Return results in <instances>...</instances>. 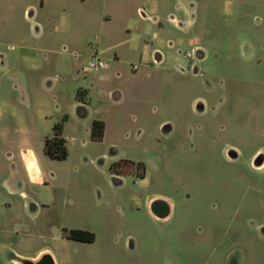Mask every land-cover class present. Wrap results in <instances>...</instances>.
Returning a JSON list of instances; mask_svg holds the SVG:
<instances>
[{"label":"rangeland","instance_id":"rangeland-1","mask_svg":"<svg viewBox=\"0 0 264 264\" xmlns=\"http://www.w3.org/2000/svg\"><path fill=\"white\" fill-rule=\"evenodd\" d=\"M154 1L140 0L133 13L106 21L112 0H0V113L12 125L41 109L60 123L58 108L75 90L120 84L86 68L85 58L77 77L63 53L73 38L83 34L90 59L108 66L115 50H102H129L139 34L145 45L153 36L174 44L161 46V66L137 54L127 59L131 72L154 73L142 84L158 94L145 100V115L132 108L102 142L71 123L76 141L67 142V160L43 165L38 194L46 206L35 221L22 208L0 206V230L21 232L0 235V264H8L1 242L9 240L30 256L47 249L42 257L54 264H264V0H188L195 22L183 32L173 20L181 2ZM140 9L158 23L142 20ZM150 25L165 31L148 32ZM64 26L80 34L65 35ZM107 33L115 37L105 41ZM40 74L49 79L41 82ZM93 98V107L103 102ZM121 161L143 163L144 182L130 164L128 173L112 175L111 165ZM153 196L173 204L168 220L148 212Z\"/></svg>","mask_w":264,"mask_h":264},{"label":"crops","instance_id":"crops-1","mask_svg":"<svg viewBox=\"0 0 264 264\" xmlns=\"http://www.w3.org/2000/svg\"><path fill=\"white\" fill-rule=\"evenodd\" d=\"M112 1V14L105 17L106 21L111 20L115 15L133 13V5L140 0ZM175 1H180L181 4L179 5V17L173 18L174 23L182 32L191 29L195 21L191 20L190 15L195 13V9H193L192 5L188 7V0ZM153 2L157 3V1L154 0ZM193 2L194 1H192V4ZM181 13H183V15ZM79 17L82 18V15H74L73 18L78 20ZM173 28H170V30ZM150 30L158 35L165 31V28L150 25L147 31L150 32ZM80 31L81 30L73 29L70 26H64L62 33L75 36L79 35ZM114 35L115 34L111 35L107 33L105 41H111L115 37ZM72 41L70 45L72 49H69L70 51L64 50L63 53L71 59L72 65L77 69V77L80 78L82 71L79 69V61L85 62L90 59L92 54L90 55L89 53L92 49L87 45L85 38H83V34L77 38H73ZM132 42L136 44L133 47L131 46L129 50L120 51L118 48L119 45H113L112 47L102 50L104 55H107V51L112 49L115 50L114 59L112 57L110 58L108 67L110 70H106L107 72L103 71V78L105 81L115 78L120 81L119 85L111 89L93 86L91 93L84 89H77L75 90L76 94L74 99H70L69 102L65 103L64 107L58 108V113L61 115V118L63 117L61 120L64 121L65 119L62 136L66 140V146L69 140L76 141V137L69 131L72 122L77 124L74 129L76 133L80 132L81 134H85L86 137H90L91 140L93 123L96 121L103 122L105 125L103 140H105L109 133L113 131V129H116L113 127L114 123L117 122L118 127L123 125V119L126 113L130 112L132 108L145 115V110L147 109V102L145 100L148 98H158L157 92L153 91L149 94L145 91V88L142 87V84L153 81L154 73L149 70L145 72L142 71L140 74L131 72L127 59L137 54L139 55V59L151 60L157 50L163 53L161 46H164V43L167 42H164L163 39H159L156 47L145 45L143 36L140 34L134 36L130 43ZM191 42H195V40L190 39V43ZM33 46V44L29 45L31 48H33ZM198 48L199 54L201 56L205 55L201 46H198ZM84 58L86 60H84ZM49 66H51V62H49L48 67ZM34 70L36 73H42L38 65H34ZM157 73L159 74V72ZM38 76L41 78V82H45L48 78L47 74H40ZM123 80L128 81L127 87L122 84ZM107 85L109 86V83ZM96 96L102 99L103 102L93 107V97ZM0 116V206H8L13 210L22 208L25 216H28L31 221H35L44 208L43 206H46L39 200L38 192L39 189L45 186L43 165L46 163V159H50L45 154V141L47 138L53 136V129L56 124L52 122V117H50L49 113L44 109H41L38 114L33 113L25 117L17 116L16 124L14 125L9 123V121H4V116L3 120L1 119L2 112ZM164 124L163 122L159 126L161 127ZM84 144H87V141H84ZM5 145L9 147L7 150H4ZM141 182H144V179L141 180ZM156 201H163L166 203V207H168L170 211L167 218H158L152 213V205ZM145 205L148 212H150L156 220L166 221L172 216L174 211L173 204L167 198H162L160 196L149 197ZM0 235H4L6 238L18 237L21 235V232L15 228L3 229L0 230ZM1 246L7 251L4 255L7 257L6 262L8 264H23L25 261L37 263L43 258V254L48 252L47 249H44L39 251L35 256L26 255L17 250L14 247V242L11 240L2 241ZM55 262L59 264L56 258Z\"/></svg>","mask_w":264,"mask_h":264},{"label":"trees","instance_id":"trees-1","mask_svg":"<svg viewBox=\"0 0 264 264\" xmlns=\"http://www.w3.org/2000/svg\"><path fill=\"white\" fill-rule=\"evenodd\" d=\"M65 121V119H64ZM64 121L56 124L53 129V136L47 138L45 141V154L52 160L65 161L69 156V152L66 146V140L62 136ZM105 125L103 122H94L92 127V139L97 142H101L104 139ZM128 164L132 166V169L136 171L138 179H144L147 174V168L143 163H134L130 161H121L114 163L110 167L112 175L122 176L126 172Z\"/></svg>","mask_w":264,"mask_h":264},{"label":"built area","instance_id":"built-area-1","mask_svg":"<svg viewBox=\"0 0 264 264\" xmlns=\"http://www.w3.org/2000/svg\"><path fill=\"white\" fill-rule=\"evenodd\" d=\"M139 16L142 18V20L149 21L152 24H157L158 23V18L155 15L149 14L144 9H140L139 10ZM157 41H158V39L156 38V36L149 37L147 39V43L150 44V45H152V46H155L154 44L155 43L157 44ZM168 46L170 48H173L174 47L173 42L172 41H169L168 42ZM191 55H192V53H190V52L184 54V56L185 57H188V58L191 57ZM164 61H165V54L162 53V52H159V50H157L155 52V54L153 55V58L151 60V63H153L156 66H161ZM108 67L109 66H108V63L106 61L101 60V59H99L97 57L92 58V59H89L87 61V63H86V68L91 69V70H94L96 72L106 71L108 69ZM133 69H134V71H137L139 68H138V66L135 65L133 67Z\"/></svg>","mask_w":264,"mask_h":264},{"label":"water","instance_id":"water-1","mask_svg":"<svg viewBox=\"0 0 264 264\" xmlns=\"http://www.w3.org/2000/svg\"><path fill=\"white\" fill-rule=\"evenodd\" d=\"M158 204H163V207L158 206ZM166 206H167L166 203H164L163 201H156L152 205V213L158 218H163V219L167 218L170 214V211H169L168 207H166ZM23 264H39V262L32 263L30 261H25ZM53 264H54V262H53Z\"/></svg>","mask_w":264,"mask_h":264},{"label":"flooded vegetation","instance_id":"flooded-vegetation-1","mask_svg":"<svg viewBox=\"0 0 264 264\" xmlns=\"http://www.w3.org/2000/svg\"><path fill=\"white\" fill-rule=\"evenodd\" d=\"M199 56H201V55H199ZM206 55H202L201 57H199V61H202V60H204L206 57H205ZM191 57H192V55H191ZM146 178V177H145ZM144 178V179H145ZM141 180H143V179H141ZM158 206H161V207H163V204H158ZM39 264H53V261H52V259H50V257H44V258H42L40 261H39Z\"/></svg>","mask_w":264,"mask_h":264}]
</instances>
